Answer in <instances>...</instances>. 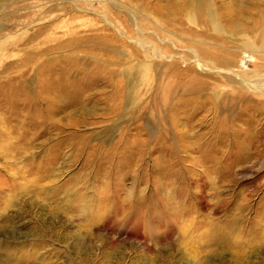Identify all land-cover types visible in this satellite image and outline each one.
Wrapping results in <instances>:
<instances>
[{"label": "rangeland", "instance_id": "obj_1", "mask_svg": "<svg viewBox=\"0 0 264 264\" xmlns=\"http://www.w3.org/2000/svg\"><path fill=\"white\" fill-rule=\"evenodd\" d=\"M262 105L264 0H0V264H264Z\"/></svg>", "mask_w": 264, "mask_h": 264}, {"label": "bare ground", "instance_id": "obj_2", "mask_svg": "<svg viewBox=\"0 0 264 264\" xmlns=\"http://www.w3.org/2000/svg\"><path fill=\"white\" fill-rule=\"evenodd\" d=\"M235 31H236V29H235ZM239 31H241V30H239ZM245 47H248V46L245 45ZM192 89L194 92L196 90L198 95L205 90L201 83L200 84L196 83ZM211 99H212L211 100L212 105L214 106V109H215V114L217 115V116L215 115L214 129H213V133H212L215 135L214 137L218 136V133H217L218 131L215 130V125L217 124L216 123L217 120L219 123L225 124L226 122H228V119H231L234 115L237 114L238 111L239 112L242 110L246 111L247 107L250 105L249 104L250 102L248 100H246V98H243L242 96H227L226 95V96L222 97L221 100H214L213 97ZM242 99H243V101H242ZM240 101H242L243 107L238 108L235 105L239 104L238 102H240ZM262 106L264 107V105H262ZM263 107H260V110H262ZM222 134H230V132H229V130H225V131H223ZM222 134H220V135H222ZM76 142H78L76 145L79 148H83V147L85 148V142H80V141H76ZM256 225L258 226V228L260 230L264 229V216H263L262 220ZM1 228L2 227H0V229ZM247 241L252 243V246L250 249H254L257 246L259 247V245H264V234H262L261 232H259V233L253 232L251 234V236H249ZM222 242H223V240H221V238H219V236H216L213 241H209V246H211V245L214 246V249L212 250L213 256H220V255H223L225 253V250L219 249L221 247H218V245L221 244ZM238 243H239V241H238ZM238 243H236L234 249L229 252V256H230L229 261H234V262L237 261L238 262V260L239 261L244 260V259L249 257L248 254H246L245 252H242V250L239 249ZM4 264H9V263H4ZM66 264H72V263L69 260H67Z\"/></svg>", "mask_w": 264, "mask_h": 264}]
</instances>
